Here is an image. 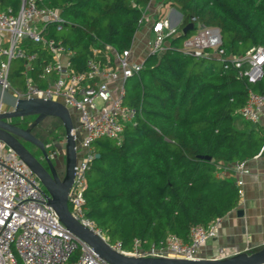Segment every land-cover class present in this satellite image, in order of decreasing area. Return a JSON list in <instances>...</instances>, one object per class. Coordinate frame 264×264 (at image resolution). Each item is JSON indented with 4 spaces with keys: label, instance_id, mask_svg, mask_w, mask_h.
<instances>
[{
    "label": "trees",
    "instance_id": "trees-1",
    "mask_svg": "<svg viewBox=\"0 0 264 264\" xmlns=\"http://www.w3.org/2000/svg\"><path fill=\"white\" fill-rule=\"evenodd\" d=\"M35 1L59 11L61 28L52 23L44 33L72 50V66L82 71L90 57L114 64L112 51L131 48L151 0ZM162 2L181 13L178 31L167 38L164 51L147 55L142 68L126 78L123 103L134 109V122L125 125L119 140L92 142L99 156L87 171L84 213L123 249L135 239L158 244L171 233L186 240L191 226H207L236 208L235 178L218 172L221 165L253 158L264 142L261 125L235 126L249 91L264 93V72L249 82L231 63L225 68L211 49L201 55L183 50L197 22L219 29L227 55L264 47V0ZM20 3L0 0V10L16 12ZM189 22L194 28L180 34ZM27 48L37 52L35 76L50 53L30 43ZM23 68L22 59H13L9 78L22 84Z\"/></svg>",
    "mask_w": 264,
    "mask_h": 264
},
{
    "label": "built area",
    "instance_id": "built-area-1",
    "mask_svg": "<svg viewBox=\"0 0 264 264\" xmlns=\"http://www.w3.org/2000/svg\"><path fill=\"white\" fill-rule=\"evenodd\" d=\"M144 17L145 12L139 20L140 25ZM62 22L63 18L58 10L39 6L35 0H21L16 12L10 9L0 10V85L17 97L59 100L78 112L79 127L84 131V136L68 193L71 214L100 235L112 248L124 254L199 258L200 249L208 239L216 236L223 217L211 220L207 226H191L186 240L171 233L158 244L144 246L141 240L135 239L130 249H123L120 242L111 243L103 230L85 215L87 171L95 157L92 142L102 137L119 140L125 125L134 122V109L123 103L124 82L142 68L144 60L136 61L130 48L122 53L112 51L114 64L99 63L90 57L87 59L86 69L77 71L71 63L72 50L60 40L44 33L52 23L60 29ZM177 26L172 25L168 17L155 18L147 41V55L164 51L167 38L177 33ZM195 26L194 34L183 42L185 52L201 55L206 49H211L212 54L224 61L225 68L231 63L249 82L262 77L263 46H251L241 57L227 55L220 47L222 37L217 27L199 22ZM26 40L27 45H38L50 53V59L41 64L35 76L31 71L37 52L24 46ZM95 52L99 51L95 49ZM13 59L24 61L23 90L13 87L9 82V66ZM2 109L0 106V110ZM239 114L245 121L261 125L264 132V93L249 91ZM57 143L60 145L58 149L64 153L65 137L59 138ZM263 152L264 142L254 157ZM246 162L247 160H243L221 165L218 172L220 175L234 176L239 200L244 194L241 175L250 172ZM228 252L227 248H219L218 258L229 256ZM73 255L75 257L71 259ZM0 264H111L65 227L47 204V194L38 177L1 140Z\"/></svg>",
    "mask_w": 264,
    "mask_h": 264
},
{
    "label": "water",
    "instance_id": "water-1",
    "mask_svg": "<svg viewBox=\"0 0 264 264\" xmlns=\"http://www.w3.org/2000/svg\"><path fill=\"white\" fill-rule=\"evenodd\" d=\"M179 21L181 13L179 12ZM194 28L193 22L185 24L180 34L186 35ZM0 140L9 146L35 173L45 193L47 204L56 212L60 221L75 236L90 245L94 251L111 264H258L264 262V244L252 250L240 251L223 258H182L173 256H133L112 248L110 244L91 228L85 226L71 214L68 204V193L71 188L75 165L79 158L76 145L74 124L69 108L59 100L39 97H17L7 88L0 85ZM36 116L34 122L22 128L10 120L27 116ZM47 116L57 117L64 128L65 146L63 172L57 173L56 163L45 150L43 142L31 133V127ZM27 140L42 151L47 168L20 142ZM99 153H95L98 157ZM210 160L209 155L200 156ZM241 214L242 210L239 209Z\"/></svg>",
    "mask_w": 264,
    "mask_h": 264
},
{
    "label": "crops",
    "instance_id": "crops-1",
    "mask_svg": "<svg viewBox=\"0 0 264 264\" xmlns=\"http://www.w3.org/2000/svg\"><path fill=\"white\" fill-rule=\"evenodd\" d=\"M163 0H151L145 8L143 23L135 33V44L131 53L136 61H142L148 54L147 41L151 33V23L157 15L168 17L172 25H178L179 12L175 7L163 5ZM167 6V10H163ZM250 169L242 174L244 194L238 206L221 220L215 237L210 238L199 251V258H218L219 248L229 249L232 255L264 244V152L246 162ZM242 213L239 214L238 210Z\"/></svg>",
    "mask_w": 264,
    "mask_h": 264
},
{
    "label": "flooded vegetation",
    "instance_id": "flooded-vegetation-1",
    "mask_svg": "<svg viewBox=\"0 0 264 264\" xmlns=\"http://www.w3.org/2000/svg\"><path fill=\"white\" fill-rule=\"evenodd\" d=\"M2 108H4L3 105H2ZM35 117L36 116L34 115L32 118H26V117L13 118L10 121L14 124H17L18 126L22 128H26L32 122H34ZM40 122L34 125L33 127H31V133H33V135H35L37 138H39L43 142L46 152L48 153L52 161L56 163L57 173L61 175L63 172V168L62 166H59V167L57 166V160L60 159L59 157L63 155V152H61L60 149H58V147H60V145L57 143L58 139L55 140L53 136L54 132L58 128V125L53 126L51 129H47L48 131H45L46 132L45 133L43 132L44 130H42V128L40 127ZM61 127H63L62 123H61ZM62 137H65V133L62 136H60V138ZM19 140L42 163V165L47 168V163L44 158L42 149L39 146L27 140H24L22 138H19ZM55 151L57 154L55 153ZM58 151H60V153H58Z\"/></svg>",
    "mask_w": 264,
    "mask_h": 264
},
{
    "label": "rangeland",
    "instance_id": "rangeland-1",
    "mask_svg": "<svg viewBox=\"0 0 264 264\" xmlns=\"http://www.w3.org/2000/svg\"><path fill=\"white\" fill-rule=\"evenodd\" d=\"M167 9H168L167 6H163V10L164 11H166ZM27 43H28V41L26 40L25 43H24V46H27ZM134 44H135V37L133 38V45ZM9 80L12 81V85L15 88H19L21 90L24 89V75L21 77L22 84L17 82L18 78L15 77V76H11L10 75ZM69 110H70L71 118H72V121H73V124H74V127H75L74 133L76 135V138H75L76 145H77L78 151L80 153V144H81V140H82V138L84 136V131L79 127L78 112L75 109H73V108H69ZM32 117L33 116H27L26 118H32ZM244 123H245V120L242 118V116L238 115V117H237V119L235 121V126L240 128V127L243 126ZM56 125H58V128L53 134L55 140L59 139L60 136H62L64 134V129H63V127H61V121L57 117L47 116L40 122V127L42 128V130H44L43 132L48 131L47 129H51L53 126H56ZM59 158L60 159L57 160V166L58 167L62 166V168H63L64 154L61 155Z\"/></svg>",
    "mask_w": 264,
    "mask_h": 264
}]
</instances>
